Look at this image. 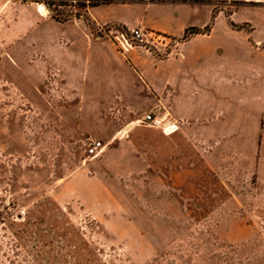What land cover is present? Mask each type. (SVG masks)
Instances as JSON below:
<instances>
[{
  "label": "rangeland",
  "instance_id": "1",
  "mask_svg": "<svg viewBox=\"0 0 264 264\" xmlns=\"http://www.w3.org/2000/svg\"><path fill=\"white\" fill-rule=\"evenodd\" d=\"M174 1L179 36L107 23L170 38L137 55L179 58L186 41L201 52L171 113L158 111L177 124L166 134L137 122L151 105L126 126L120 94L110 108L82 101L31 44L27 64L3 53L12 31L83 26L81 2L0 0V264H264V0Z\"/></svg>",
  "mask_w": 264,
  "mask_h": 264
},
{
  "label": "crops",
  "instance_id": "2",
  "mask_svg": "<svg viewBox=\"0 0 264 264\" xmlns=\"http://www.w3.org/2000/svg\"><path fill=\"white\" fill-rule=\"evenodd\" d=\"M114 4L132 10L114 15L110 9ZM174 4L185 3L174 0H101L99 4L88 7L89 18L83 26L77 21L51 19L42 21V28L38 30L12 31L8 50L3 53H7L16 65L27 64L28 45L31 44L40 52L41 67L58 77L72 80L78 95H83L81 100L88 105L104 103L106 108H110L114 95L120 94L123 103L121 117L129 126L146 109V105L159 112L165 108L171 113L176 96L174 90L194 78V69L201 64V52L192 48L189 41L182 44L179 58L155 59L151 55H137L132 51L135 48L121 52L110 39L96 37L90 25L119 22L179 36L186 25L177 31L172 30L175 17L167 8ZM52 25L59 26V29H51ZM150 62L151 88L145 79ZM146 87L151 95L146 94ZM78 108L82 115L83 107Z\"/></svg>",
  "mask_w": 264,
  "mask_h": 264
},
{
  "label": "built area",
  "instance_id": "3",
  "mask_svg": "<svg viewBox=\"0 0 264 264\" xmlns=\"http://www.w3.org/2000/svg\"><path fill=\"white\" fill-rule=\"evenodd\" d=\"M57 3L67 1L70 4H78L81 2L80 6L87 10L91 0H52ZM88 14V13H86ZM78 20L85 22L87 21L85 14L78 15ZM95 34L98 38L110 39L113 44L121 51L126 52L131 48L139 47L150 50H160L159 47H166L170 38L162 33L152 30H145L141 27L137 28H118L115 25L103 23H95ZM172 51L167 52L166 55H171ZM176 53V52H175ZM176 55L180 56L179 53ZM137 122L148 123L151 126L160 127L162 131L166 134L174 132L178 127L176 122L171 119H167L166 116L159 114L158 109H151L149 112L144 113ZM87 151L89 154L96 155L101 149L102 145L100 141H95L93 139H88L86 142Z\"/></svg>",
  "mask_w": 264,
  "mask_h": 264
},
{
  "label": "trees",
  "instance_id": "4",
  "mask_svg": "<svg viewBox=\"0 0 264 264\" xmlns=\"http://www.w3.org/2000/svg\"><path fill=\"white\" fill-rule=\"evenodd\" d=\"M110 0H102V2H109ZM97 4H99V3H96V4H94V5H97Z\"/></svg>",
  "mask_w": 264,
  "mask_h": 264
},
{
  "label": "bare ground",
  "instance_id": "5",
  "mask_svg": "<svg viewBox=\"0 0 264 264\" xmlns=\"http://www.w3.org/2000/svg\"><path fill=\"white\" fill-rule=\"evenodd\" d=\"M40 10L44 12L43 6L40 7Z\"/></svg>",
  "mask_w": 264,
  "mask_h": 264
}]
</instances>
